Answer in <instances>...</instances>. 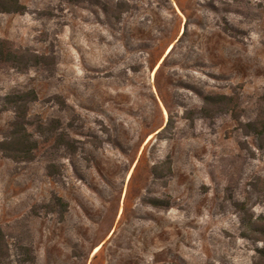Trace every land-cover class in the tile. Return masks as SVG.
Masks as SVG:
<instances>
[{
	"label": "rangeland",
	"instance_id": "374dc122",
	"mask_svg": "<svg viewBox=\"0 0 264 264\" xmlns=\"http://www.w3.org/2000/svg\"><path fill=\"white\" fill-rule=\"evenodd\" d=\"M21 4L0 39L45 62L0 64V146L18 114L39 144L31 160L0 150L6 264H257L264 0ZM206 96L240 113L208 117Z\"/></svg>",
	"mask_w": 264,
	"mask_h": 264
},
{
	"label": "trees",
	"instance_id": "16d2710c",
	"mask_svg": "<svg viewBox=\"0 0 264 264\" xmlns=\"http://www.w3.org/2000/svg\"><path fill=\"white\" fill-rule=\"evenodd\" d=\"M24 10V7L21 4V0H0V13L1 14H14L20 13ZM45 62L44 58L38 56L37 54L30 53L25 50L16 48L14 43L0 39V64L6 65L12 68H20L26 70L34 66H41ZM27 95H24L19 100L12 102L15 105H20V103L28 102ZM31 101V100H30ZM205 106L203 108L204 115L211 117L216 113L227 110L234 115H238L240 110L239 99L235 96H206L204 97ZM259 113L256 120L249 125L254 132L259 136H264V94L259 100ZM19 113V112H17ZM16 113V114H17ZM25 121L23 118L19 117L18 121L14 124L16 130V136L14 135V140L17 141L16 145L13 148H5L4 145L0 146V150L6 153H9L10 157L31 160L33 154L39 149V144L37 141L33 140V137L29 134L28 130H24ZM22 127V128H21ZM54 145L57 148H60L65 141L62 136L55 135ZM51 174V171H48ZM54 203V204H53ZM53 204V205H52ZM50 205L52 212H57L58 205L62 207L63 210L68 209V204L63 202L60 198L56 196L53 197V202ZM263 220V219H262ZM261 222V221H260ZM259 223V222H258ZM257 222L253 220L247 221V228L249 231H253ZM258 230H255L254 233H258L262 238L258 241L263 242L262 249L258 250L259 262L257 264H264V220L260 223ZM9 259V245L6 240L5 234L0 230V264H6Z\"/></svg>",
	"mask_w": 264,
	"mask_h": 264
},
{
	"label": "bare ground",
	"instance_id": "6f19581e",
	"mask_svg": "<svg viewBox=\"0 0 264 264\" xmlns=\"http://www.w3.org/2000/svg\"><path fill=\"white\" fill-rule=\"evenodd\" d=\"M173 48H174L173 46L170 47V49L167 51L165 57H166L168 54H170V53L172 52ZM165 57H164V58H165ZM164 58H163V59L160 61V63L157 65L156 70H155L156 72H157L159 66H161L160 64L162 63V61H164ZM153 138H154V137H153ZM153 138L150 137L149 141H150L151 139H153ZM101 249H102V246H101V245L98 246L97 249H96V253H98Z\"/></svg>",
	"mask_w": 264,
	"mask_h": 264
}]
</instances>
